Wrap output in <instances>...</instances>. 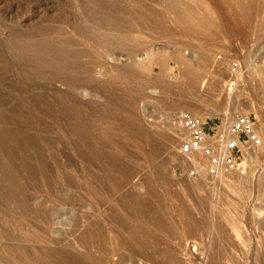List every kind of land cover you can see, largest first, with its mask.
<instances>
[{"label":"rangeland","instance_id":"374dc122","mask_svg":"<svg viewBox=\"0 0 264 264\" xmlns=\"http://www.w3.org/2000/svg\"><path fill=\"white\" fill-rule=\"evenodd\" d=\"M183 111L261 142L209 175ZM261 179L264 0H0V264H264Z\"/></svg>","mask_w":264,"mask_h":264},{"label":"built area","instance_id":"2783aa9c","mask_svg":"<svg viewBox=\"0 0 264 264\" xmlns=\"http://www.w3.org/2000/svg\"><path fill=\"white\" fill-rule=\"evenodd\" d=\"M237 67L234 63L231 70L234 72ZM176 120L178 127L185 133L181 153L201 154L207 161L206 171L209 175H216L223 169H234L244 149L249 145L258 146L261 142L250 115H239L212 133L208 130L205 119L190 112H181ZM193 175L194 173H190V176ZM190 246L191 249L187 251L189 255L193 254L191 262L200 264L203 257L201 247L198 244Z\"/></svg>","mask_w":264,"mask_h":264},{"label":"bare ground","instance_id":"6f19581e","mask_svg":"<svg viewBox=\"0 0 264 264\" xmlns=\"http://www.w3.org/2000/svg\"><path fill=\"white\" fill-rule=\"evenodd\" d=\"M150 1H152V0H150ZM154 1H155V0H154ZM158 1H160V0H158ZM162 1H163V0H162ZM164 1H167V0H164ZM174 1H175V0H174ZM113 6H115V5H113ZM113 6H112V7H113ZM110 7H111V6H110ZM110 7H108V8L110 9ZM117 7H118V6H117ZM117 7H115L114 9H116ZM111 9H113V8H111ZM111 9H110L109 11H111ZM116 10H117V9H116ZM116 10H115V11H116ZM115 11H114V12H115ZM117 12H120V10H117ZM105 14H106V13H105ZM103 16H104V15H103ZM105 16H106V15H105ZM107 16H108V15H107ZM107 16H106V17H107ZM89 17H90V19H91V18L94 19L93 13L90 14ZM101 17H102V16H101ZM103 18H104V17H103ZM87 19H88V18H87ZM90 19H89V20H90ZM93 19H92V20H93ZM95 19H96V18H95ZM98 19H100V18L98 17L97 20H98ZM118 19H120V18H118ZM101 20H102V19H101ZM103 20H105V21H103V22H105L106 24H108V25H107L108 27H109V25L113 27V28H111V29H114V28H115L114 26H116V25L120 22V20H119V22H118V20H117L115 17H113V18H107V19L104 18ZM90 22H91V21H90ZM92 22H93V21H92ZM103 22H102V23H103ZM96 25H97V24H96ZM98 25H99V23H98ZM99 26H100V25H99ZM99 26H98V27H99ZM103 26H104V25H103ZM105 26H106V25H105ZM105 26H104V28H105ZM117 26H120V24L117 25ZM81 27H82V26H81ZM95 27H97V26H95ZM104 28H103V29H104ZM84 29H87V28H84ZM88 29H89V28H88ZM105 29H106V28H105ZM76 30H77L78 32H82V33L85 32V31H83V30H82L81 28H79V27H76ZM92 30H93V29H92ZM106 30H107V29H106ZM108 30H110V29H108ZM89 31H91V30H89ZM101 31H102V30H101ZM103 31H105V30H103ZM114 31H115V30H114ZM118 31H119V30H118ZM91 32L93 33V31H91ZM107 32H108V31H107ZM74 33H76V32H74ZM85 33H87V32H85ZM92 33H91V34H92ZM79 35H80V34H79ZM86 35H87V34H86ZM88 35L91 36V35H90V32L88 33ZM88 35H87V36H88ZM81 36H82V35H81ZM96 36H97V35H96ZM83 37H84V36H83ZM98 37H101V36H98ZM95 38H96V37H95ZM103 38H104V37H102L101 39H103ZM91 39H92V38H91ZM96 39H97V38H96ZM101 39H100V41H98L99 43H97V40H96L95 42H96L97 44H100V45L103 47V49H108L107 41H104L105 39H104V40H101ZM109 43H110V42H109ZM95 45H96V44H95ZM97 46H98V45H97ZM102 47H101V48H102ZM112 54H113V53H112ZM132 55H133V54H131V58H133ZM135 56H136V55H135ZM117 57H118V56H117ZM125 57H126V56H125ZM127 57H128V55H127ZM125 59H126V58H125ZM135 60H136V57H135V59H133V60L130 59V61H128V58H127V60L125 61V65H126L127 67H131V68L138 67L139 65H138L137 61H135ZM122 63H123V61H122ZM191 107H192V108H193V107L195 108V107H197V104L195 105V104L193 103V104H191ZM176 135H177V134H176ZM175 137H176V136H175ZM243 153H244V152H243ZM192 163H194L193 165H196V166H197V165H198L197 159H196V158H193ZM246 176H247V175H246ZM238 177H239V176H238ZM261 180H262V179H261ZM262 181H263V183H264V180H262ZM260 184H261V183H260ZM261 186H262V185H261ZM261 186H260V187H261ZM263 188H264V187H263ZM248 197H249V196H248ZM240 202H241V201H240ZM260 225H261V224H260ZM260 229H261V228H260ZM189 231H190V230H189ZM204 231H205V229H204ZM263 231H264V230H263ZM237 232H238V231H237ZM206 233H207V232H206ZM237 235H238V234H237ZM237 235H236V236H237ZM206 236H207V235H206ZM242 240H243V239H242ZM237 241H238V240H237ZM239 243H241V242H239ZM236 246H237V245H236ZM239 252H240V251H239ZM241 254H242V252H241ZM261 255H262V253H261ZM262 256H263V255H262ZM170 260H171V259H170ZM258 260H259V259H258ZM170 262L172 263L173 260L170 261ZM260 263H261V262H260Z\"/></svg>","mask_w":264,"mask_h":264}]
</instances>
